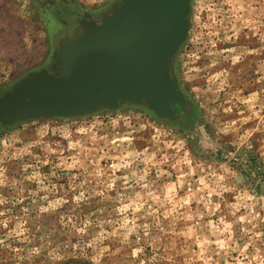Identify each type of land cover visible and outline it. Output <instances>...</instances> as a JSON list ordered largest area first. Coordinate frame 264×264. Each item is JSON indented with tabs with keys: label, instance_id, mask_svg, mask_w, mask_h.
Listing matches in <instances>:
<instances>
[{
	"label": "rangeland",
	"instance_id": "obj_1",
	"mask_svg": "<svg viewBox=\"0 0 264 264\" xmlns=\"http://www.w3.org/2000/svg\"><path fill=\"white\" fill-rule=\"evenodd\" d=\"M0 0V93L47 66L69 10ZM186 123L124 103L0 126V264H264V0H191Z\"/></svg>",
	"mask_w": 264,
	"mask_h": 264
},
{
	"label": "water",
	"instance_id": "obj_2",
	"mask_svg": "<svg viewBox=\"0 0 264 264\" xmlns=\"http://www.w3.org/2000/svg\"><path fill=\"white\" fill-rule=\"evenodd\" d=\"M191 0H116L109 11L63 19L48 66L0 93V126L77 116L124 103L186 123L191 103L173 73L190 27Z\"/></svg>",
	"mask_w": 264,
	"mask_h": 264
},
{
	"label": "flooded vegetation",
	"instance_id": "obj_3",
	"mask_svg": "<svg viewBox=\"0 0 264 264\" xmlns=\"http://www.w3.org/2000/svg\"><path fill=\"white\" fill-rule=\"evenodd\" d=\"M102 11H104V10H101V11H97V12H91V11H79V10H74V9H71V10H69V11H67L68 12V14H67V18H69V17H71V16H74L76 13H78V12H88V13H91V14H93V15H96V13H100V12H102ZM106 12H108L109 11V9H106L105 10ZM61 20H63V19H61ZM62 22V21H61ZM63 23V22H62ZM63 25H64V27H65V29H66V25L63 23ZM48 66V65H47Z\"/></svg>",
	"mask_w": 264,
	"mask_h": 264
}]
</instances>
